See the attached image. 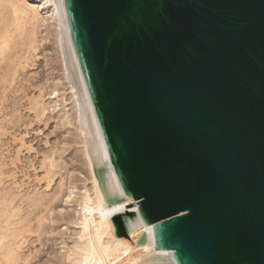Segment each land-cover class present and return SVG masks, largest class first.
<instances>
[{"label": "water", "instance_id": "water-1", "mask_svg": "<svg viewBox=\"0 0 264 264\" xmlns=\"http://www.w3.org/2000/svg\"><path fill=\"white\" fill-rule=\"evenodd\" d=\"M105 134L173 264H264V0H65Z\"/></svg>", "mask_w": 264, "mask_h": 264}, {"label": "rangeland", "instance_id": "rangeland-1", "mask_svg": "<svg viewBox=\"0 0 264 264\" xmlns=\"http://www.w3.org/2000/svg\"><path fill=\"white\" fill-rule=\"evenodd\" d=\"M45 12L36 48L0 68V264H73L76 201L92 193L57 22Z\"/></svg>", "mask_w": 264, "mask_h": 264}, {"label": "bare ground", "instance_id": "bare-ground-1", "mask_svg": "<svg viewBox=\"0 0 264 264\" xmlns=\"http://www.w3.org/2000/svg\"><path fill=\"white\" fill-rule=\"evenodd\" d=\"M41 10L57 22L55 35L70 74L77 119H82L81 144L93 184L92 193L86 191L76 201L82 229L68 259L74 257L73 264H173L164 249L155 247L153 230L112 153L78 57L65 0H0V68L5 64L11 69L21 50L36 48L33 27L41 21ZM51 95L56 97L58 88Z\"/></svg>", "mask_w": 264, "mask_h": 264}]
</instances>
